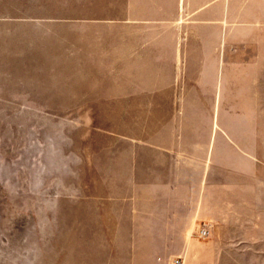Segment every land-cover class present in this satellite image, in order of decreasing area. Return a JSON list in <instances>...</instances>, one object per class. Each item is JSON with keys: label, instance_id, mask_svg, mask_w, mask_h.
I'll return each instance as SVG.
<instances>
[{"label": "rangeland", "instance_id": "obj_1", "mask_svg": "<svg viewBox=\"0 0 264 264\" xmlns=\"http://www.w3.org/2000/svg\"><path fill=\"white\" fill-rule=\"evenodd\" d=\"M0 264H264V0H0Z\"/></svg>", "mask_w": 264, "mask_h": 264}, {"label": "crops", "instance_id": "obj_2", "mask_svg": "<svg viewBox=\"0 0 264 264\" xmlns=\"http://www.w3.org/2000/svg\"><path fill=\"white\" fill-rule=\"evenodd\" d=\"M212 188V184L208 185L205 189L206 192ZM204 187L201 184L198 189L196 190V199L193 201H186L182 200L181 198H178L176 201H173L172 204H175L178 207V210H171V213H169L167 216L168 218L174 222L173 225L180 228L181 233H187L188 231V224L187 223H193L194 221H198L199 219L203 218V205L207 206H213L215 202L213 199H208L206 203L204 202ZM165 200H163L162 205H166L167 203ZM189 207H192L191 210H189ZM155 214V213H154Z\"/></svg>", "mask_w": 264, "mask_h": 264}, {"label": "built area", "instance_id": "obj_3", "mask_svg": "<svg viewBox=\"0 0 264 264\" xmlns=\"http://www.w3.org/2000/svg\"><path fill=\"white\" fill-rule=\"evenodd\" d=\"M209 232H210L209 229L206 228V227H203V228L200 230V234H201L202 236L208 235Z\"/></svg>", "mask_w": 264, "mask_h": 264}]
</instances>
